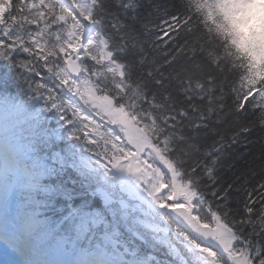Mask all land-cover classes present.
I'll use <instances>...</instances> for the list:
<instances>
[{
  "label": "snow or ice",
  "instance_id": "snow-or-ice-1",
  "mask_svg": "<svg viewBox=\"0 0 264 264\" xmlns=\"http://www.w3.org/2000/svg\"><path fill=\"white\" fill-rule=\"evenodd\" d=\"M176 7L0 0V60L32 92L0 118V264H124L159 237L185 264H264V144L237 167L264 106L201 78ZM46 114L88 154L61 147Z\"/></svg>",
  "mask_w": 264,
  "mask_h": 264
},
{
  "label": "trees",
  "instance_id": "trees-1",
  "mask_svg": "<svg viewBox=\"0 0 264 264\" xmlns=\"http://www.w3.org/2000/svg\"><path fill=\"white\" fill-rule=\"evenodd\" d=\"M164 2L169 5L175 3L177 7L172 11H180L188 21L189 31L184 34L189 37V47L196 50L201 78L211 76L217 85H223L229 103L234 99V90L240 98L252 97L254 103L264 106V12L256 14L257 17L251 27L242 28L229 18L225 2L215 0H164ZM257 22L260 23L259 32L255 30ZM0 77L11 80L14 85L11 91L0 85L1 96L11 101L15 99L20 103V111L31 103L32 92L29 88L31 80L26 73L0 60ZM18 112L15 113L16 116ZM46 116L48 125L61 133V139L58 141L61 147L74 146L77 153L88 154L87 146L73 138L71 134L73 130L67 123H62L59 116L53 117L49 114ZM249 139L257 143L249 146L250 154L238 160L237 167L244 166L246 162L251 163L254 157L261 155L264 129L256 127ZM236 151L243 154L245 149L238 148ZM231 162L225 160V167L227 168ZM259 164L260 160H256L253 165L257 171ZM225 175L230 177L231 172L226 171ZM96 203L99 205L98 200ZM133 234L139 236L135 231ZM154 239L160 246L153 248L155 255H139L147 259L148 264H169L168 259H158L165 256L163 249H167L169 258L176 259L178 264H185L180 249L171 240L166 237ZM131 250L137 254L136 249Z\"/></svg>",
  "mask_w": 264,
  "mask_h": 264
},
{
  "label": "rangeland",
  "instance_id": "rangeland-1",
  "mask_svg": "<svg viewBox=\"0 0 264 264\" xmlns=\"http://www.w3.org/2000/svg\"><path fill=\"white\" fill-rule=\"evenodd\" d=\"M232 9V16L239 20L240 25L247 26L254 19L252 5L244 3L245 0H229Z\"/></svg>",
  "mask_w": 264,
  "mask_h": 264
},
{
  "label": "clouds",
  "instance_id": "clouds-1",
  "mask_svg": "<svg viewBox=\"0 0 264 264\" xmlns=\"http://www.w3.org/2000/svg\"><path fill=\"white\" fill-rule=\"evenodd\" d=\"M257 2H258V3H264V0H257ZM255 30H256L257 32H259V30H260V23H259V22L256 23V25H255Z\"/></svg>",
  "mask_w": 264,
  "mask_h": 264
}]
</instances>
